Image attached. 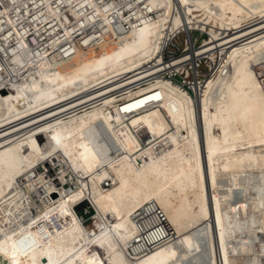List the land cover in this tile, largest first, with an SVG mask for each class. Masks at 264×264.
<instances>
[{"label": "bare ground", "instance_id": "6f19581e", "mask_svg": "<svg viewBox=\"0 0 264 264\" xmlns=\"http://www.w3.org/2000/svg\"><path fill=\"white\" fill-rule=\"evenodd\" d=\"M81 1L68 0L76 18ZM178 1L184 16L168 17V0L165 14L123 36L86 34L66 57L22 39L6 52L0 264H100L90 245L106 264H264V0ZM193 20L210 26L197 54L228 43L221 62L231 67L196 99L151 75L165 66L164 29ZM149 201L173 236L131 255L133 215Z\"/></svg>", "mask_w": 264, "mask_h": 264}, {"label": "built area", "instance_id": "2783aa9c", "mask_svg": "<svg viewBox=\"0 0 264 264\" xmlns=\"http://www.w3.org/2000/svg\"><path fill=\"white\" fill-rule=\"evenodd\" d=\"M164 2L168 0H93V3L91 0H82L80 7H75V10L80 12L79 17L76 18L68 8V0H49L59 17L51 14L45 0H8L6 2L8 11L5 13L0 10V81L2 76L8 74L6 52L10 54L11 49L21 50V39L34 51L43 49H47L49 53L58 51L61 56L66 57L74 44L86 45L82 40V36L86 34H91L95 38L107 35L110 39L115 35L123 36L132 29L165 14ZM170 2L168 17L174 14L184 16V9L179 5V1L170 0ZM198 15H200L199 11ZM60 20L65 26L59 25ZM202 24L193 20L191 25L186 23L174 29L171 27L164 29L170 35L166 36L161 49V62H164L165 66L159 63L157 68L161 69L151 74L180 85L195 99L203 92L207 80L217 76L218 73H222L225 77L231 68L229 64L221 62L228 43L197 54L196 48H199L209 35L210 26L206 24L203 28ZM72 25L75 26L71 31L74 37L69 40L64 37L65 27L70 29ZM222 31L223 29H217L220 35ZM220 47H223L222 51ZM208 52L213 58L206 55ZM184 54L191 57L175 65H167L174 57ZM256 71L264 89V67H258ZM147 81L140 79L137 85L143 86ZM104 184L107 186L108 180H105ZM64 186L66 189L73 187L72 184ZM133 220L136 231L129 242L131 255H144L173 236V230L164 211L155 201L146 202L137 209Z\"/></svg>", "mask_w": 264, "mask_h": 264}, {"label": "rangeland", "instance_id": "374dc122", "mask_svg": "<svg viewBox=\"0 0 264 264\" xmlns=\"http://www.w3.org/2000/svg\"><path fill=\"white\" fill-rule=\"evenodd\" d=\"M66 184V186L67 185H70L71 183L70 182H66L65 183ZM64 184V185H65ZM64 188H65V186H64ZM66 189V188H65ZM84 206L82 205L81 207H79V210L80 211H82V212H85L84 211ZM86 222L87 223H89L90 222V218L89 217H87L86 218ZM95 253H97V258H100L101 259V263L100 264H106V260L104 259L105 258V255H104V252H103V250L102 249H100V248H97V247H94V246H88V255L89 256H95Z\"/></svg>", "mask_w": 264, "mask_h": 264}, {"label": "water", "instance_id": "95a60500", "mask_svg": "<svg viewBox=\"0 0 264 264\" xmlns=\"http://www.w3.org/2000/svg\"><path fill=\"white\" fill-rule=\"evenodd\" d=\"M82 205L85 206L86 205V202L84 201V202L80 203V206L79 207H81Z\"/></svg>", "mask_w": 264, "mask_h": 264}]
</instances>
